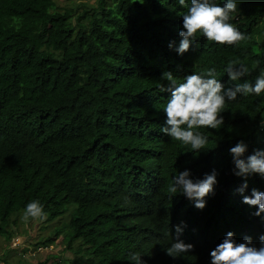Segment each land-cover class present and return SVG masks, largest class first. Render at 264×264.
I'll return each instance as SVG.
<instances>
[{"label":"trees","instance_id":"16d2710c","mask_svg":"<svg viewBox=\"0 0 264 264\" xmlns=\"http://www.w3.org/2000/svg\"><path fill=\"white\" fill-rule=\"evenodd\" d=\"M260 21L264 0H0V234L68 212L37 245L225 264L211 247L232 229L233 264H264L241 231L264 205Z\"/></svg>","mask_w":264,"mask_h":264},{"label":"rangeland","instance_id":"374dc122","mask_svg":"<svg viewBox=\"0 0 264 264\" xmlns=\"http://www.w3.org/2000/svg\"><path fill=\"white\" fill-rule=\"evenodd\" d=\"M58 9L71 8L78 15L90 6L96 4V0H55ZM71 215L67 212L63 216L54 221L46 222L41 216H37L30 221L23 211L13 215V220L8 228L14 233L12 239L6 234H0V264L8 263L18 264L20 259L28 262V264H37L40 259H43L49 254L50 264L56 262H66V264H74V255L72 251H64L63 237L50 245L49 249L39 250L34 249V243L46 236L52 235L55 227L65 226L68 224ZM7 229V228H6ZM78 242L75 244L77 245ZM29 247V250H26ZM36 254V256L34 255ZM6 255V257H5ZM85 256V255H83ZM53 257H56L53 259ZM76 258V257H75ZM90 257L85 256L82 261L88 260ZM53 259V260H52Z\"/></svg>","mask_w":264,"mask_h":264},{"label":"clouds","instance_id":"9594fccd","mask_svg":"<svg viewBox=\"0 0 264 264\" xmlns=\"http://www.w3.org/2000/svg\"><path fill=\"white\" fill-rule=\"evenodd\" d=\"M259 23H260L261 27H263V25H264L263 21H260ZM168 98H169V105L171 106L173 104V101L177 98V95L174 92H171L168 94ZM252 171H253V169H250L249 173ZM250 179H251V181H253L255 183L263 182L264 181V173H261L257 169L251 174ZM251 210L253 212V217H252L251 221L247 224V226H248L247 229H245L243 227L244 230H241L243 238L246 241L249 240V242H250V238H252L254 236L259 237L262 239V242H263L262 248H264V205L261 206L260 204H256L255 206H253V208H251ZM12 237H14V235ZM214 241H215V244H213V246L211 247V253L213 255L219 256L225 264H233L234 263L233 254H234L235 250L231 246V242H237L234 231L232 229H223L220 231L218 237ZM37 242L34 243V249H38V251L39 250L44 251V249L46 250V249H49V247H50V246H45V245H41V244L37 245ZM77 242H78V244L75 245ZM81 243H82L81 240L80 241L77 240L74 242V249L67 250V251H72V254L74 255V258H73L74 264H87L88 262H91V260H94L93 257H95V256H94V254H92L93 253L92 251L89 252L88 245L86 243H83L81 245ZM78 245H79V247H78ZM80 248L83 250L81 253H79L77 251V250H80ZM26 250H29V247ZM34 255L36 256V254H34ZM83 255L88 256L90 258L84 262V261H82V259L85 257ZM129 255H130V253H129ZM47 259H49L47 264H50L49 254L46 255L43 259H40L37 262V264L40 261H46ZM56 263L61 264L60 262H56ZM62 264H66V262L62 263Z\"/></svg>","mask_w":264,"mask_h":264}]
</instances>
